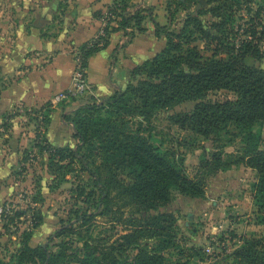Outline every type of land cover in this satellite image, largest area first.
I'll return each instance as SVG.
<instances>
[{"label":"trees","instance_id":"16d2710c","mask_svg":"<svg viewBox=\"0 0 264 264\" xmlns=\"http://www.w3.org/2000/svg\"><path fill=\"white\" fill-rule=\"evenodd\" d=\"M129 0H112L106 12L96 14L102 35L83 42L75 53L81 66L86 59L104 49L109 32L134 26L144 31L141 22L148 10L137 7L128 10ZM199 0H165L167 24L174 19L175 10L187 11L189 4ZM206 8L186 12L180 26L173 30L151 20L154 36H163L164 45L153 56L132 67L122 89L99 100L79 104L63 114L69 122L74 148L54 147L35 129L33 146L39 155L45 154L50 171L61 174L72 171L76 161L88 176L89 189L76 187L77 196L92 197L97 193L93 212L74 211V228L60 227L55 237L72 233L80 246L62 241L53 252L46 245H30L31 231L41 222V214L33 208L18 210L0 208V220L12 223L29 211L27 230L21 232L20 247L11 256L13 264H190L192 259L203 260L200 247L184 246L176 233V219L169 212L159 211L166 206L172 192L189 198L205 196L206 179L233 165H242L255 173L252 199L257 208L264 207V149H259L260 134L255 123L264 121V70L244 62L245 57L259 60L264 52L259 48L262 31L253 26L264 11V0H205ZM259 2L252 11L250 4ZM171 4L173 5L171 7ZM195 4V5H196ZM243 10L253 22L249 29H234L235 11ZM253 13L252 15L250 13ZM207 14L211 20L199 17ZM114 23V25H108ZM128 40L133 32H125ZM243 35V36H241ZM246 35V37H244ZM199 41L210 50L204 56L192 43ZM225 90L232 98L222 101H202L209 92ZM198 100V101H197ZM186 101H196L191 111L174 114L172 123L188 129L204 139L213 140L228 128L237 130L242 142L240 155L221 157L212 154L199 161L196 172L189 177L174 154L161 151L143 135L139 120H148L155 111L171 109ZM50 104L47 103V106ZM41 109V108H40ZM52 108L47 107L40 124L49 122ZM16 114H7L12 119ZM5 126V124H3ZM38 127V126H37ZM20 160L21 170L24 169ZM39 186V177L35 179ZM53 188V186H52ZM31 196V202L41 199ZM96 216L103 217L115 230L107 236L92 235L91 224ZM84 226V227H83ZM230 239L234 237L231 232ZM154 240V245L147 242ZM232 264H264V241L242 239L228 254ZM0 264H5L0 260Z\"/></svg>","mask_w":264,"mask_h":264},{"label":"rangeland","instance_id":"374dc122","mask_svg":"<svg viewBox=\"0 0 264 264\" xmlns=\"http://www.w3.org/2000/svg\"><path fill=\"white\" fill-rule=\"evenodd\" d=\"M203 1L204 4L201 7L206 8V1ZM8 2L7 0V3L4 4L5 13H3L2 20L3 25L7 27V32L0 38L6 48L12 44L18 31L35 23L41 27L39 29L41 37L52 35L46 32L47 29H42L46 25L44 24L42 27V22L35 21L34 17L28 20V14L23 10L24 6H13ZM31 2L33 4H28V6H31V12L35 16L36 11L34 10L38 9L39 0H31ZM196 3L194 1L189 4L187 11L175 10L176 13L172 20L175 28L180 26V20L186 12L200 8V6L195 8ZM258 3L253 1L250 4L252 11ZM162 4L164 2H160L158 6L160 5L159 8H162L164 12ZM12 7L18 9V13ZM0 10H2V5H0ZM147 10L150 12L151 8ZM151 14H153L152 10L148 15L151 16ZM21 16L23 17L20 18ZM234 16L233 27L238 30L236 38H243L239 36L241 30H248L253 22L241 9L236 10ZM199 18L205 23L211 20L207 14L201 15ZM156 20L159 23L164 22L159 13H157ZM254 21L255 30L263 32L258 45L264 52V11L261 12L259 19ZM19 23L23 27H20ZM112 25L114 23L109 24L108 28ZM127 29L120 30L125 33L128 32ZM111 33L109 32V35ZM192 44L199 49L202 55H210L209 48L205 47L203 43L195 41ZM77 51L78 47L74 52L72 50V60ZM31 54L33 53L31 52ZM244 62L264 70V55L259 60L245 57ZM2 81L8 82L9 80ZM3 87V83L0 82V88ZM52 96L39 107H24L17 104L0 114V165L10 159L12 162L7 174L0 178V190L2 191L0 193V208L5 207L12 210L33 208L35 211H39L41 222L31 231L29 243L30 245H46L50 251L54 252L57 249V244L62 241L71 242L72 248L80 246V242L76 243V237L72 233L55 237L54 231L62 226L65 229L69 225H72L73 228L77 226L78 223L73 222L74 211L77 213L93 212L97 193L92 197H86L85 194L80 197L76 195V187L84 186L85 193L89 189V184H84L86 180H89L88 176L80 169L76 161H73L71 165L72 171L63 174L64 179L60 178V173L55 175L53 171H50L45 154L39 155L33 146L34 132L37 128L42 135L44 127L40 124V118L49 106L50 108L53 106L62 107L65 102L72 100H76V104L79 105L86 102H98L101 99L92 98L88 92H85L81 95L70 96L57 103H51ZM228 98H232V94L225 90H218L209 92L201 100L222 101ZM195 102L186 101L171 109L157 110L148 120L136 119L141 124L143 135L148 136L150 142L158 146L161 151L172 152L174 154L173 161L180 160L184 172L189 177L196 172L200 160L209 158L214 153L228 158L240 155L242 150L240 137L232 135L237 130L232 127L228 128L227 133L220 132L213 140H210L204 139L188 129H180L172 123L171 116L191 111ZM47 103L50 105L47 106ZM12 113L16 115L7 120L6 115ZM252 130L260 134L259 149H264V121L255 123ZM75 145L70 148H74ZM23 158H25L24 169L21 170L20 160ZM36 177H39L38 187L35 186ZM255 182L253 170L242 165H233L206 179L203 198H189L173 191L170 202L159 208V211L169 212L175 217L176 233L180 244L200 247L205 252L202 261L192 259L190 264H232L228 254L240 244L242 239L258 238L264 241V207L257 208L252 199V184ZM37 193L41 199L35 203L31 202V196ZM29 215L28 211L26 216L19 217L12 223L0 220V260L5 264H13L10 258L20 247L21 232L27 230ZM110 226L109 221L96 216L92 220L89 231L91 230L92 235L107 236L115 230H119L117 225H114L112 229ZM230 232L234 234L232 239H230ZM147 244L153 246L154 240H149Z\"/></svg>","mask_w":264,"mask_h":264},{"label":"crops","instance_id":"0c3cea01","mask_svg":"<svg viewBox=\"0 0 264 264\" xmlns=\"http://www.w3.org/2000/svg\"><path fill=\"white\" fill-rule=\"evenodd\" d=\"M8 1L13 6H24L23 10L28 14V20L34 17L35 21L42 22V27L45 24L46 27L42 29H47L46 32L52 35L41 37L39 31L41 27L35 23L18 31L12 44L7 48L0 40L2 78L0 82L4 85L0 88V114L17 104L24 107H39L51 95L68 88L73 69L72 50L74 52L83 42L95 35L101 23L95 15L104 13L112 2V0H39V7L35 8L36 14L33 16L31 6H28L33 4L31 0ZM160 2H164L162 4L164 9L165 0ZM160 2L129 0V11L143 7L151 8L153 12L151 16H145L141 22L144 31L138 32L131 26L127 29L128 32H133L129 41L122 30L114 31L109 35L104 49L87 57L85 78L89 87L88 94L92 98L103 99L114 90L122 89L127 82L129 70L163 47L164 38L162 35L154 36L150 19L173 30L177 29L172 22L167 24L165 9L163 12L162 8H159L160 5L158 6ZM5 3L7 0H0L2 5L0 38L7 32V27L2 23ZM12 8L18 13V9ZM157 13L162 15L163 23L156 20ZM19 25L22 26L21 23ZM76 103V100H72L65 102L62 107L53 106L49 122L43 131L50 145L73 147L76 144L77 140L72 137L71 124L63 120V114L70 113L78 105ZM11 164L10 159L0 165V178L7 174Z\"/></svg>","mask_w":264,"mask_h":264},{"label":"built area","instance_id":"2783aa9c","mask_svg":"<svg viewBox=\"0 0 264 264\" xmlns=\"http://www.w3.org/2000/svg\"><path fill=\"white\" fill-rule=\"evenodd\" d=\"M101 24L102 25L99 27L98 31L93 36V38H96L97 35H102L101 27L105 23L101 22ZM88 91L89 87L85 78V68L81 66L79 57L75 54L73 57V69L70 75V87L53 94L52 98L50 99V102L57 103L61 100L68 99L70 96L81 95Z\"/></svg>","mask_w":264,"mask_h":264},{"label":"water","instance_id":"95a60500","mask_svg":"<svg viewBox=\"0 0 264 264\" xmlns=\"http://www.w3.org/2000/svg\"><path fill=\"white\" fill-rule=\"evenodd\" d=\"M200 4L203 5L204 4V1L203 0H199L198 1V4L195 5V8L197 9Z\"/></svg>","mask_w":264,"mask_h":264}]
</instances>
